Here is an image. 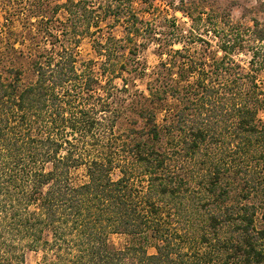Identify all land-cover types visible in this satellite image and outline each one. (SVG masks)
I'll use <instances>...</instances> for the list:
<instances>
[{
	"label": "trees",
	"instance_id": "16d2710c",
	"mask_svg": "<svg viewBox=\"0 0 264 264\" xmlns=\"http://www.w3.org/2000/svg\"><path fill=\"white\" fill-rule=\"evenodd\" d=\"M34 14L22 35L33 78L0 74V227L11 252L0 264H25V248L43 249L47 264H264V86L253 72L264 24L246 30L248 70L229 55L243 47L231 34L221 56L168 48L139 90L142 65L121 87L112 80L126 67L121 39L98 50L103 82L74 51L107 17L123 19L127 40L139 33L131 0L44 3ZM114 233L132 244L112 247Z\"/></svg>",
	"mask_w": 264,
	"mask_h": 264
},
{
	"label": "rangeland",
	"instance_id": "374dc122",
	"mask_svg": "<svg viewBox=\"0 0 264 264\" xmlns=\"http://www.w3.org/2000/svg\"><path fill=\"white\" fill-rule=\"evenodd\" d=\"M66 2L67 0H46L44 3L53 8L55 4ZM44 3L41 0H0V74H7L9 68H21L25 72L24 81L33 78L27 63L28 47L32 48L33 43L30 39H22V35L29 27H32L28 23L35 22L34 12L38 5ZM263 4L264 0H131V9L140 19L139 33L133 35L129 41L125 37L123 19L107 17L96 29L90 28L92 34L77 36L78 41L74 43V51L80 66L83 67L92 60L93 72L103 82L105 77L101 74V64L104 57L98 50L102 49V45L109 36L121 39L119 54L123 56L122 59L128 61L126 60V67L116 68L121 73L114 75L112 80L116 86L121 87L126 82L123 79L132 78L135 68L142 65L145 68V75L140 78L133 77V84L139 90H144L149 80L150 70L161 58L164 59L167 56L168 48L182 49L189 53L194 51L201 53L209 48L210 52L221 56L224 52L220 49L222 43L234 34L243 47L228 50L229 55L248 70L251 53L247 49V44L252 43L247 40L246 30L252 27L254 19L264 24ZM34 6L37 7L34 9ZM55 16L62 21L68 18L64 9H59ZM47 34H44L47 37L40 39L42 44L47 43V38L49 40ZM21 39L23 41H19ZM11 44L18 50H22L23 55L9 49ZM256 46L258 48L256 59L260 60L264 58V42H259ZM136 57L140 62L138 65L132 62ZM253 72L257 81L264 86V66L254 69ZM119 75L121 77H118ZM108 76L109 74L106 78ZM128 85L129 88L133 86L130 83ZM258 115L264 119V108L260 109ZM83 173V167L73 170V176L77 180L82 178ZM112 176L116 178L118 172L115 170ZM0 232V258L1 256L10 258L11 252H7L1 243L3 238L6 239V235L4 233V236L2 235L1 227ZM131 242L133 241L130 236L124 233H114L109 236V244L114 248H122L132 244ZM146 250L148 253H154L155 247L146 246ZM20 251V248L13 250V259L20 254ZM23 254L25 264H47L44 259L45 251L41 248H25ZM48 256L51 258L53 255L49 253Z\"/></svg>",
	"mask_w": 264,
	"mask_h": 264
}]
</instances>
